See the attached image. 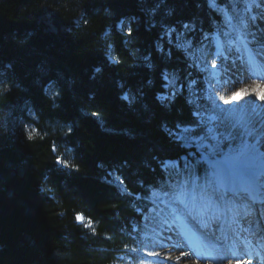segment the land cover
Listing matches in <instances>:
<instances>
[{"label":"trees","instance_id":"16d2710c","mask_svg":"<svg viewBox=\"0 0 264 264\" xmlns=\"http://www.w3.org/2000/svg\"><path fill=\"white\" fill-rule=\"evenodd\" d=\"M229 1L0 0V264L133 255L162 209L153 196L179 194L164 163L182 165L187 149L169 130L196 124L192 85L204 90L205 73L177 40L207 39L213 51V35L229 32ZM53 82L59 107L45 92Z\"/></svg>","mask_w":264,"mask_h":264},{"label":"snow or ice","instance_id":"6c2138e0","mask_svg":"<svg viewBox=\"0 0 264 264\" xmlns=\"http://www.w3.org/2000/svg\"><path fill=\"white\" fill-rule=\"evenodd\" d=\"M249 5L245 11H250ZM251 21L257 19L256 15H251ZM123 23V21H121ZM241 23L245 28L248 24ZM132 36V28L127 34ZM255 40V33H251ZM239 51V49H237ZM111 60L112 58L109 57ZM242 61V57H238ZM233 63H237L236 60ZM243 66V64L241 63ZM216 67L215 62L212 64ZM148 67H151L149 64ZM46 69L40 68L41 72ZM102 67L97 66L95 73H101ZM166 78V77H165ZM151 83V81H149ZM173 80H168V84H173ZM5 83L0 82V87ZM194 92L195 84L192 85ZM6 90V89H5ZM48 95V102L55 107H59L57 103L61 92L57 88L55 82L48 85L45 89ZM170 95H158L160 102L165 101L175 95L173 88L169 89ZM198 95V92H197ZM253 96L257 102L264 105V86H258L254 89L240 88L233 92L230 97H220L225 105L238 104L243 99ZM123 99L128 100L127 94ZM208 111H197L193 115L196 117V125L188 129L177 128L174 131L169 130V134L176 138L177 141L186 143L185 156L182 165L175 168L174 174L168 176V184L173 192H178L180 196L184 195L186 190L198 191L201 199L207 201L206 207L209 210L215 209L223 214L234 213L246 226H240L233 229V235L237 239H241L245 245L249 244L248 235L257 236L264 241V220L260 216L253 217L249 210L250 204H255L257 196L260 194L261 186L264 185V152L260 150V146L264 143V114L257 112L255 108L250 110H241L232 113H217L205 116ZM93 116H99L96 111L91 112ZM28 126L25 125V129ZM72 131L67 129V134ZM194 131L196 134L186 136L185 133ZM27 138L31 140L33 133H27ZM63 164L64 167H70L61 159L56 161ZM167 167V165H164ZM206 169L204 176H201V169ZM78 170V169H77ZM239 190L241 193H247L248 202L243 205L229 204L231 196ZM167 194V193H166ZM183 203V201H180ZM218 218V217H217ZM83 217L77 216V220ZM207 225H205L206 227ZM227 239V236L223 237ZM264 248V244L261 246ZM149 255H157V253H149ZM248 259H229L227 264H253V260H259L260 264H264V251L257 250L253 256L252 252H246Z\"/></svg>","mask_w":264,"mask_h":264},{"label":"rangeland","instance_id":"374dc122","mask_svg":"<svg viewBox=\"0 0 264 264\" xmlns=\"http://www.w3.org/2000/svg\"><path fill=\"white\" fill-rule=\"evenodd\" d=\"M259 1L262 6H264V2ZM258 2V4H259ZM251 6L250 11H245L248 6ZM229 6L231 12L225 11L222 8V12L227 19V24L230 32L228 36L224 37V42L220 41L218 34H214V51H210V44L207 39L203 41L200 47L194 48L192 47L189 41H186L183 38H178L177 43L182 47L186 52H188L189 56L191 57L192 61L205 73V82H204V90H202L198 95L197 91H191L192 100L196 104V112L200 111H208L205 119H207L208 115L214 114V111L217 113H232V112H239L243 110L244 100L243 103L241 102L240 105L232 104V105H225L220 100V97L224 96L220 93L224 92L225 89L228 88L227 84L225 85L224 79L226 77L225 71L219 73L218 71L221 63L224 66H228L231 61L233 62L237 57H243L246 62L252 63L255 66L253 69L256 72H263L261 73L264 75V60H259L257 63L254 56L251 53V44L245 43V41L241 40L242 37L245 36V33L250 29L249 21L251 20V15H256L257 13L254 11L255 3L253 0H230ZM254 7V8H253ZM243 19L244 23L248 24V28L244 27V24L241 23ZM257 20V19H256ZM235 25V30L232 27V24ZM237 30V31H236ZM244 42V43H243ZM232 56L233 58L229 59L227 53L230 50H233ZM239 49V51H236ZM222 50V51H221ZM226 53V54H225ZM221 60V61H220ZM215 62L216 67H213L212 64ZM258 65V66H257ZM219 67V68H218ZM240 67L236 69L233 68V71H238ZM166 80H173L174 83L171 84V87H176V79L174 77H166ZM166 96V95H165ZM242 104V106H241ZM238 108V109H237ZM241 109V110H240ZM194 125H184L181 126L180 129H188ZM196 133L194 131H190L185 133L186 136H192ZM184 148L186 149V143L181 142ZM261 151H264L260 148ZM57 158L61 159L62 161L66 162L68 165V161L66 155L60 154L56 151ZM62 167L63 164H60ZM164 165H167L166 170H171L175 172V168L180 166V163L177 161H166ZM68 168V167H64ZM204 176V175H203ZM264 180V176L261 177ZM264 193V185L261 186L260 194ZM245 194V193H244ZM179 195V194H178ZM230 195V194H229ZM234 195V194H233ZM231 194V196L233 197ZM236 195V193H235ZM154 195V200H157L159 203V207L162 209L152 213L148 216L145 225L143 227L144 235L142 236L141 240L132 248V256L125 255L124 258H121L118 263L115 264H152L154 262L155 257L157 255H149V253H154L156 249L164 246L169 239L171 242H174V234L176 233L178 237H181L182 242L186 243L190 249H195L196 252L201 253H210L212 254V248L205 246L207 241H202V245L200 242L197 241L196 247L194 243L189 240V237H196L199 239L198 231L196 227L190 222L191 215L196 217L198 220L202 221L206 225L208 223H213L214 220L218 217V223L215 221V232L214 234L220 237V241L222 242L223 250L227 253L228 258L235 260V259H244L246 260V256L242 250H239L242 255L240 257H236V249H231L227 242L232 240V231L231 227L229 226V213L223 214L220 211H216L214 213L215 218H213V213L209 210L206 205L207 201L201 199V194L198 191H191L186 190L184 195L180 196L179 199H166L163 196ZM245 197H248L245 194ZM183 201L181 203L180 201ZM248 200V198H247ZM232 201V200H230ZM207 215V218H203ZM235 218V214L232 216ZM236 219V218H235ZM228 220V221H227ZM82 224L88 226L89 223L86 222L84 219L79 220ZM240 226H244L241 225ZM171 230H173L171 232ZM227 236V239L223 237ZM172 239V240H171ZM190 242V243H189ZM204 243V244H203ZM201 245V247H200ZM205 247V248H204ZM259 245L256 244V248ZM262 249V248H261ZM264 250V249H262ZM232 253V255H231ZM238 254V253H237ZM255 262V261H253ZM254 264V263H253Z\"/></svg>","mask_w":264,"mask_h":264},{"label":"bare ground","instance_id":"6f19581e","mask_svg":"<svg viewBox=\"0 0 264 264\" xmlns=\"http://www.w3.org/2000/svg\"><path fill=\"white\" fill-rule=\"evenodd\" d=\"M255 3L254 11L257 13V20L255 21H249L250 29L245 33V36L242 37L241 40L245 41V43L251 44V53L256 59L255 61L259 63V60H264V6L257 1L253 0ZM259 2V4H258ZM261 2H264V0H261ZM255 33V40L253 39L251 33ZM244 43V42H243ZM222 51V50H221ZM233 50H230L227 53V56L229 59L233 58L232 53ZM237 51V49H236ZM226 54V53H225ZM240 57V56H239ZM237 63H231L225 67L222 65L219 68V73H222L225 71V79L224 83L227 84L228 88L225 89L224 92L220 93L221 95H224L223 97L228 98L231 96L233 92L240 88H246V89H254L258 86H264V75L261 73L263 72H256L254 71V67L252 63H248L243 58L242 61L237 59ZM221 61V60H220ZM243 64V66L241 65ZM258 66V65H257ZM237 67H240L238 71H233V68L236 69ZM244 100V108L243 110H250L252 108H255L257 112H260L264 114V105H261L257 102V100L253 96H249ZM243 100L241 101L243 103ZM240 102V103H241ZM238 103V105H240ZM242 106V104H241ZM238 109V108H237ZM241 110V109H240ZM261 149L264 150V143L260 146ZM264 152V151H262ZM247 194V193H245ZM244 193L239 192L237 190L236 195L234 193L233 197L231 196L232 201L229 200V204H235V205H243L244 203L248 202L250 203L247 198L245 197ZM231 195V194H230ZM249 210L251 211L253 217L260 216L262 220H264V193L259 194L257 196V200L255 204H250ZM213 213V218H215L214 213L215 209L211 210ZM234 213H229V226L231 227V230L238 229L241 225H245L242 220L238 216H235L233 218L232 216ZM203 218H207V215H205ZM215 221L218 223V218L214 220L213 223H208L205 227V223H202V221L198 220L196 217L191 215L190 222L196 227L199 235V239H196V237H189V240H191L194 243V246L196 247L197 241L200 242L202 245V241H207V244H204L205 246L211 247L213 253H201L196 252L195 249H190L189 246L182 242L181 237H178L175 233L173 236L174 242H171L169 239L164 246H161L160 248L156 249L154 253H157V257H155L154 262L152 264H227V261L229 260L227 253L223 250L222 242L220 241V237L214 234L215 232ZM228 221V220H227ZM173 230H171L172 232ZM233 232V231H232ZM233 235V233H232ZM223 237V236H222ZM232 240L230 242H227V245L235 250L236 249V257H240L242 253L239 250H242L243 252H252L253 256L255 255V252L257 250L264 251L261 246L264 244V241H262L257 236L248 235V240L250 241L249 244L245 245L242 243L241 239H237L234 237V235L231 237ZM202 239V241L200 240ZM172 240V239H171ZM190 243V242H189ZM259 245L258 248H255L256 244ZM200 245V247H201ZM203 246V245H202ZM197 248V247H196ZM205 248V247H204ZM262 248V249H261ZM238 253V254H237ZM232 255V253H231ZM233 256V255H232ZM246 256V253H245ZM248 259L249 257L246 256ZM254 264H260L259 260H253Z\"/></svg>","mask_w":264,"mask_h":264},{"label":"clouds","instance_id":"9594fccd","mask_svg":"<svg viewBox=\"0 0 264 264\" xmlns=\"http://www.w3.org/2000/svg\"><path fill=\"white\" fill-rule=\"evenodd\" d=\"M229 264H231V262H229Z\"/></svg>","mask_w":264,"mask_h":264}]
</instances>
